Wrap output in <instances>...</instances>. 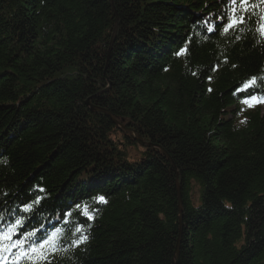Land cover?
Listing matches in <instances>:
<instances>
[{"label":"trees","instance_id":"16d2710c","mask_svg":"<svg viewBox=\"0 0 264 264\" xmlns=\"http://www.w3.org/2000/svg\"><path fill=\"white\" fill-rule=\"evenodd\" d=\"M263 88L264 0H0V217L51 264H264Z\"/></svg>","mask_w":264,"mask_h":264},{"label":"snow or ice","instance_id":"6c2138e0","mask_svg":"<svg viewBox=\"0 0 264 264\" xmlns=\"http://www.w3.org/2000/svg\"><path fill=\"white\" fill-rule=\"evenodd\" d=\"M242 2H244V0H242ZM242 22V19L239 21L233 20L225 26L224 31L227 32L229 28H232L236 23ZM211 30L212 29L210 28L209 31ZM183 51L184 50L182 49L181 52ZM181 52H178L177 55H180ZM252 83L253 81H249L248 84L245 85V88H247ZM237 91H242V89H237ZM250 99L256 100L257 98L255 96H251ZM243 102L247 104L249 103V100L245 99ZM41 191H43V189H41ZM98 199L100 201H103L104 197L101 196ZM36 203H39V200H37ZM32 207V205H25L23 211H31ZM65 215L66 217L70 216L69 213H66ZM83 215L86 216L88 219L93 218L88 212L87 206H85L83 209ZM69 222L70 221L68 219H65V223ZM23 223L24 221L22 219H16L13 224L6 225L5 227L0 228V264H7L8 256H12L14 258L13 264H20V262L23 260L32 261V264H51L49 256L53 253L46 252L45 249L46 247H58L60 230L58 229L56 232L51 233L49 236L40 239L39 243H36L35 241L39 239L36 236V233L39 231V229L29 232L24 238H16L22 235L21 233H19V229L23 226ZM75 231L81 232L82 228L78 226L76 227ZM86 239V236H81L80 240H75L73 241V243L78 244L82 240ZM5 253H7L8 256H6Z\"/></svg>","mask_w":264,"mask_h":264},{"label":"water","instance_id":"95a60500","mask_svg":"<svg viewBox=\"0 0 264 264\" xmlns=\"http://www.w3.org/2000/svg\"><path fill=\"white\" fill-rule=\"evenodd\" d=\"M136 140L138 141V143L140 144V145H147V146H149V144L148 143H144L143 141H142V139L139 137V136H136Z\"/></svg>","mask_w":264,"mask_h":264},{"label":"bare ground","instance_id":"6f19581e","mask_svg":"<svg viewBox=\"0 0 264 264\" xmlns=\"http://www.w3.org/2000/svg\"><path fill=\"white\" fill-rule=\"evenodd\" d=\"M80 185L83 186V187H81L80 189H84V186H85V185H83V184H80ZM71 199H74V198H71ZM64 201H65V203L68 202V200H64ZM82 201H83V200H82ZM70 202H72V201H70ZM70 202H69V203H70ZM72 203H73V202H72ZM72 203H71V206H72V207L76 205V204H74V203L72 204ZM58 217H61V215L58 214ZM50 228H51V227H50ZM40 232H41V231H40Z\"/></svg>","mask_w":264,"mask_h":264},{"label":"rangeland","instance_id":"374dc122","mask_svg":"<svg viewBox=\"0 0 264 264\" xmlns=\"http://www.w3.org/2000/svg\"><path fill=\"white\" fill-rule=\"evenodd\" d=\"M260 107H262V108H260L261 110H264L263 108H264V106H260Z\"/></svg>","mask_w":264,"mask_h":264}]
</instances>
